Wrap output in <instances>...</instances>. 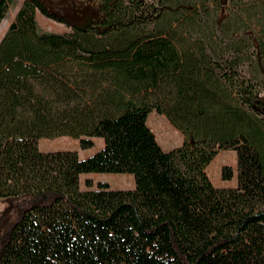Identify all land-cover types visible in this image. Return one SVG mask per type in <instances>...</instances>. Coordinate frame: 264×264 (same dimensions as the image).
Returning <instances> with one entry per match:
<instances>
[{"label":"trees","instance_id":"trees-1","mask_svg":"<svg viewBox=\"0 0 264 264\" xmlns=\"http://www.w3.org/2000/svg\"><path fill=\"white\" fill-rule=\"evenodd\" d=\"M99 5L97 23L54 33L45 3L24 0L0 42V198L17 213L0 264H264V0ZM154 111L181 146L163 150ZM60 137L104 145L40 151ZM221 150L236 153L234 188L206 173ZM89 173L135 188L81 190Z\"/></svg>","mask_w":264,"mask_h":264},{"label":"rangeland","instance_id":"rangeland-1","mask_svg":"<svg viewBox=\"0 0 264 264\" xmlns=\"http://www.w3.org/2000/svg\"><path fill=\"white\" fill-rule=\"evenodd\" d=\"M50 14L56 19L46 18L40 13L36 14L40 27L48 32L67 33L71 27L85 28L92 23L100 21L102 14L99 0H42ZM24 0H15L10 7L0 32V42L4 37L9 25L14 20ZM57 19H62L59 22ZM0 25V26H1ZM148 126L154 132L156 139L164 151H171L184 142V135L178 131L165 116L152 112L147 121ZM95 146L90 149H81L79 140L71 137L56 139H41L39 149L42 152L76 151L81 160L87 159L98 152L104 145L102 139H96ZM229 166L233 170V178L229 181L222 179V169ZM206 173L217 188H234L237 186V159L236 153L230 150H221L206 169ZM90 180L95 189L99 182L108 183L112 189L132 190L135 181L130 174L89 173L80 176L81 190H88L86 182ZM13 199L0 198V234L7 231L9 225L16 218Z\"/></svg>","mask_w":264,"mask_h":264},{"label":"bare ground","instance_id":"bare-ground-1","mask_svg":"<svg viewBox=\"0 0 264 264\" xmlns=\"http://www.w3.org/2000/svg\"><path fill=\"white\" fill-rule=\"evenodd\" d=\"M2 27H3V25L0 26V32H2Z\"/></svg>","mask_w":264,"mask_h":264},{"label":"crops","instance_id":"crops-1","mask_svg":"<svg viewBox=\"0 0 264 264\" xmlns=\"http://www.w3.org/2000/svg\"><path fill=\"white\" fill-rule=\"evenodd\" d=\"M96 139H99V138H95L94 141H95ZM102 140H103V139H102Z\"/></svg>","mask_w":264,"mask_h":264}]
</instances>
